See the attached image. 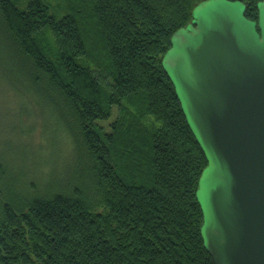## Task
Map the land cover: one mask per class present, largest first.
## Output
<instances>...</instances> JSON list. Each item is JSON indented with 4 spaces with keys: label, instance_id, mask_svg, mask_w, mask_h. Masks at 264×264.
Masks as SVG:
<instances>
[{
    "label": "trees",
    "instance_id": "trees-1",
    "mask_svg": "<svg viewBox=\"0 0 264 264\" xmlns=\"http://www.w3.org/2000/svg\"><path fill=\"white\" fill-rule=\"evenodd\" d=\"M204 1L0 0V78L71 145L32 178L0 154V264H215L208 161L162 64Z\"/></svg>",
    "mask_w": 264,
    "mask_h": 264
},
{
    "label": "water",
    "instance_id": "water-1",
    "mask_svg": "<svg viewBox=\"0 0 264 264\" xmlns=\"http://www.w3.org/2000/svg\"><path fill=\"white\" fill-rule=\"evenodd\" d=\"M207 0L162 64L208 165L197 191L215 264H264V0Z\"/></svg>",
    "mask_w": 264,
    "mask_h": 264
},
{
    "label": "rangeland",
    "instance_id": "rangeland-1",
    "mask_svg": "<svg viewBox=\"0 0 264 264\" xmlns=\"http://www.w3.org/2000/svg\"><path fill=\"white\" fill-rule=\"evenodd\" d=\"M5 48V46H0L2 70H4L5 66L10 65V59L7 53L4 52ZM16 91L15 88L0 78V154L9 158L7 159L8 162H12L22 160L20 153L26 152L28 157L26 162L34 163V166L27 169L26 162H24V164L19 163L18 167L22 169L25 167L26 173L31 170L38 172V174L43 171L46 172L50 163L54 165V158H59L57 162H60L61 158H63L62 156L70 151L69 139L66 133L58 134L56 139H51V128H48L46 124L44 125L43 117L40 113H29V115L24 114L27 111L22 112L21 107L32 108L17 101ZM33 108L37 107L33 106ZM34 111L36 110L34 109ZM9 142H13L14 148L8 145ZM23 149L24 152L22 151ZM57 162L55 161V165H57ZM33 176L31 172L28 173L29 178Z\"/></svg>",
    "mask_w": 264,
    "mask_h": 264
}]
</instances>
